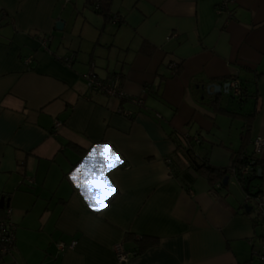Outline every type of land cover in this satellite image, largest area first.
Instances as JSON below:
<instances>
[{
  "label": "crops",
  "instance_id": "1",
  "mask_svg": "<svg viewBox=\"0 0 264 264\" xmlns=\"http://www.w3.org/2000/svg\"><path fill=\"white\" fill-rule=\"evenodd\" d=\"M85 3L0 0V200L8 201L16 228L14 250L0 254V264L257 258V216L192 169L176 133L200 139L196 154L221 168L240 151L243 115L256 111L247 151L264 138V0H113L118 21L111 23ZM44 36L52 38L51 53L41 47ZM71 54L70 66L63 60ZM92 70L104 80L119 76L125 93L143 104L89 92ZM235 78L249 93L243 102L225 93ZM203 85L222 86L221 108L236 116L210 105ZM98 145L123 164L107 173L111 186L93 181L96 212L83 181L85 171L106 163L99 147L88 158ZM81 164L74 182L70 174ZM258 180L264 192V168ZM74 240L75 250L59 252V243ZM145 241L153 243L143 249ZM118 244L131 254L126 262L117 258Z\"/></svg>",
  "mask_w": 264,
  "mask_h": 264
},
{
  "label": "built area",
  "instance_id": "2",
  "mask_svg": "<svg viewBox=\"0 0 264 264\" xmlns=\"http://www.w3.org/2000/svg\"><path fill=\"white\" fill-rule=\"evenodd\" d=\"M66 4L71 3L72 0H63ZM226 7V2L221 5L223 9ZM118 21L117 18H115ZM52 41V38L49 36H44L40 39L41 47H43L47 52L51 53L49 49V43ZM76 55L71 54L64 58V62L68 65H72ZM29 59L27 62H30ZM171 69L176 70V65L171 64ZM86 85L88 91L95 94H102L109 98L117 99V100H126L131 99L130 96L125 93L122 85L121 78L119 76L112 77L110 79L104 80L97 75V73L92 70L85 76ZM229 85V92H232L234 96H240L242 93L241 90V82L238 79H232ZM136 104H143L141 99H131ZM62 123L60 121H56L55 127L56 129L60 128ZM252 151L251 158L248 159L243 165H238L235 169H233L232 176H230V186L237 187L244 196V204H248L252 206V210H256L258 222L262 228V238H261V247L257 252L258 260L261 264H264V192L257 194H249L245 193L242 188L245 186L244 182L247 176L255 173L257 170L256 159L259 158L264 151V138L261 136H257L251 142ZM168 162H170L168 160ZM217 188H220L221 185L217 184ZM15 225L12 221V209L5 208V215L3 219L0 221V254L1 256H8L12 253L15 246ZM78 242L76 240L72 241L69 244L59 243L58 250L59 252H67L73 251L77 247ZM115 252L117 254V258L119 262H126L128 258L131 256L130 253L124 250L123 244H118L115 246Z\"/></svg>",
  "mask_w": 264,
  "mask_h": 264
},
{
  "label": "trees",
  "instance_id": "3",
  "mask_svg": "<svg viewBox=\"0 0 264 264\" xmlns=\"http://www.w3.org/2000/svg\"><path fill=\"white\" fill-rule=\"evenodd\" d=\"M112 3H113V0H86L85 6H86V8L96 12L97 14L102 15L105 18L106 22L111 23V22H114L115 18H117L111 12ZM231 80L232 79H230L227 82V84L230 83ZM241 90H242V93L240 96H234V94L232 92H229L228 94H230L232 96V98L243 102V101L247 100L249 93L244 88L242 82H241ZM221 96H222V94H216L213 96H208V98L210 100V105L215 107L217 111L225 112V113L230 114L232 116H236L235 113L228 111V110H224L221 108ZM255 114H256V111L253 112L252 114L243 115V117L247 120V123H246L247 128H246L245 133L242 134V139H241L242 145H241L240 151H238L237 154L233 157L232 164L228 168H221V167L214 166L210 162H208L207 160L199 157L195 152V146H196V142L200 143V139L196 141L195 137H191L188 134H185L182 132L176 133V137L179 140V142L177 141V149L180 150L184 154V156H187L192 169L198 175L205 176L208 179L209 184L213 188H216L217 190L225 189V190L229 191L228 188H223L224 178L226 176H232L233 169H235L238 165L245 164L246 162H248V159L251 158V152L249 153L247 150H248L249 141L251 139L252 124H253V119L256 116ZM256 166H257V170H255V173L246 177V180L244 182L245 186L242 188V190L245 193H249V194L263 193L260 186L256 183L259 182L258 171L260 169L263 170L264 163L259 158H257L256 159ZM254 181H256V182H254ZM217 184H220L221 187L217 188L216 187ZM254 184L258 190L255 192H252L251 189H252ZM241 207H243V204H241ZM252 213H253V210H252L251 214ZM256 225H258V224H256ZM142 239L143 240H151L147 237H142ZM151 243H153V242H146L145 241L143 249H144V247L145 248L149 247V245ZM138 253H141V252L138 251L135 254H138ZM255 255H257V253H255ZM257 259H258V257H257ZM243 264H255L254 258H251L249 261H247Z\"/></svg>",
  "mask_w": 264,
  "mask_h": 264
},
{
  "label": "snow or ice",
  "instance_id": "4",
  "mask_svg": "<svg viewBox=\"0 0 264 264\" xmlns=\"http://www.w3.org/2000/svg\"><path fill=\"white\" fill-rule=\"evenodd\" d=\"M97 147H99L100 151L98 155L106 162L105 164L100 165L99 172H93L91 169L85 171V180L83 181L85 188L88 192L98 191L93 184V181H102L105 185L111 186V181L109 180L107 173L111 172L115 169L119 164H122L123 161L120 160L119 156L113 154L111 149L108 152H105L104 149L107 148V145H99L94 146L88 153V158L95 159L97 155ZM84 168V164H81L79 167L75 169V172L72 176L74 182L77 181V174L80 173L81 169ZM96 197H93V201H95Z\"/></svg>",
  "mask_w": 264,
  "mask_h": 264
},
{
  "label": "water",
  "instance_id": "5",
  "mask_svg": "<svg viewBox=\"0 0 264 264\" xmlns=\"http://www.w3.org/2000/svg\"><path fill=\"white\" fill-rule=\"evenodd\" d=\"M64 27H65V20L63 19H59L57 24H56V30L57 31H60L62 32L64 30ZM199 88V87H198ZM225 93L228 94L229 93V85H225ZM201 89L202 90H205L206 91V94L208 96H213V95H216V94H222V86H219V85H208V86H201ZM262 172L263 170L260 169L258 171V175L259 177L258 178H261L262 176ZM230 176H226L223 180V188H228L230 193L237 199V201L240 203V204H243V209L245 210L246 213H251L252 212V207L249 206L248 204H244V196H243V193L235 186H230ZM9 204H8V201L6 200L5 197H2L1 200H0V209H3L5 207H8Z\"/></svg>",
  "mask_w": 264,
  "mask_h": 264
},
{
  "label": "clouds",
  "instance_id": "6",
  "mask_svg": "<svg viewBox=\"0 0 264 264\" xmlns=\"http://www.w3.org/2000/svg\"><path fill=\"white\" fill-rule=\"evenodd\" d=\"M99 146V145H98ZM123 161V160H122ZM123 164V163H122ZM74 173L70 174V179H72ZM73 180V179H72ZM77 187H80L79 184L76 185ZM82 195H84V193H81ZM100 195L99 191H92V192H87V195H84V199L88 204V207L96 212L100 211V208L98 207V205H96L93 201V197L95 196L96 198ZM96 200V199H95Z\"/></svg>",
  "mask_w": 264,
  "mask_h": 264
},
{
  "label": "rangeland",
  "instance_id": "7",
  "mask_svg": "<svg viewBox=\"0 0 264 264\" xmlns=\"http://www.w3.org/2000/svg\"><path fill=\"white\" fill-rule=\"evenodd\" d=\"M230 97H232V96H230ZM230 97H229V98H230ZM254 182H256V181H254ZM257 190H258V189H257V187H256L255 184H254L253 187H252V189H251V191H252V192H255V191H257ZM251 207H252V206H251ZM253 214L257 216V212H256L255 209L253 210ZM259 248H260V247H259V244H257V245H256V250H259ZM254 263H255V264H260V262L258 261L257 258L254 259Z\"/></svg>",
  "mask_w": 264,
  "mask_h": 264
}]
</instances>
